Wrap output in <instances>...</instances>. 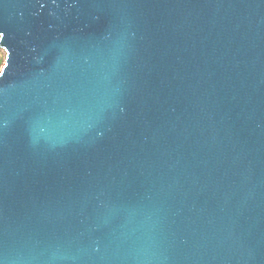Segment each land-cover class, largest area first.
I'll list each match as a JSON object with an SVG mask.
<instances>
[{"label":"water","instance_id":"1","mask_svg":"<svg viewBox=\"0 0 264 264\" xmlns=\"http://www.w3.org/2000/svg\"><path fill=\"white\" fill-rule=\"evenodd\" d=\"M0 264H264V0H0Z\"/></svg>","mask_w":264,"mask_h":264},{"label":"rangeland","instance_id":"2","mask_svg":"<svg viewBox=\"0 0 264 264\" xmlns=\"http://www.w3.org/2000/svg\"><path fill=\"white\" fill-rule=\"evenodd\" d=\"M3 58H4V52H3V50L0 48V67H1V65H2V63H3Z\"/></svg>","mask_w":264,"mask_h":264},{"label":"snow or ice","instance_id":"3","mask_svg":"<svg viewBox=\"0 0 264 264\" xmlns=\"http://www.w3.org/2000/svg\"><path fill=\"white\" fill-rule=\"evenodd\" d=\"M0 35H3L2 33H0Z\"/></svg>","mask_w":264,"mask_h":264}]
</instances>
